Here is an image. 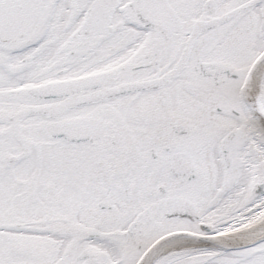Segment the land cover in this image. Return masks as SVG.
Wrapping results in <instances>:
<instances>
[{
    "label": "snow or ice",
    "instance_id": "obj_1",
    "mask_svg": "<svg viewBox=\"0 0 264 264\" xmlns=\"http://www.w3.org/2000/svg\"><path fill=\"white\" fill-rule=\"evenodd\" d=\"M0 264H264V0H0Z\"/></svg>",
    "mask_w": 264,
    "mask_h": 264
}]
</instances>
